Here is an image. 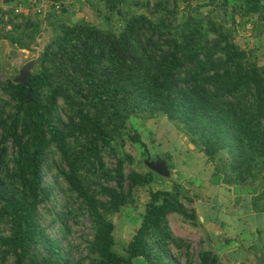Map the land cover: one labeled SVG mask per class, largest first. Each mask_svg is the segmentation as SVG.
Returning a JSON list of instances; mask_svg holds the SVG:
<instances>
[{
    "label": "trees",
    "instance_id": "1",
    "mask_svg": "<svg viewBox=\"0 0 264 264\" xmlns=\"http://www.w3.org/2000/svg\"><path fill=\"white\" fill-rule=\"evenodd\" d=\"M105 1L122 14L121 0ZM242 1V17L256 16L254 30L262 31L263 0ZM154 6L157 19L132 14L120 31L49 15L52 36L27 83L0 82V264H179L172 245L184 247V264H222L208 249L194 260L191 245L174 237L170 214L199 222L184 203L194 198L179 182L150 191L133 238L123 252L116 249L112 216L156 179L152 170L126 174L117 153L114 142L123 146L125 135L146 146L141 135L127 133L133 116L165 115L213 164L212 183L254 195V209L264 210V64L236 41L232 26L209 14L179 21L170 0ZM9 24L0 39L33 50L42 20L12 12ZM106 150L116 157L112 169ZM53 168L78 200V213L67 214L90 221L92 238L78 260L42 221Z\"/></svg>",
    "mask_w": 264,
    "mask_h": 264
},
{
    "label": "rangeland",
    "instance_id": "2",
    "mask_svg": "<svg viewBox=\"0 0 264 264\" xmlns=\"http://www.w3.org/2000/svg\"><path fill=\"white\" fill-rule=\"evenodd\" d=\"M157 1L121 0L118 8H120L122 14H119L117 12L118 9L111 11L105 0H61L57 1L61 5L57 9L53 1L43 0V8L39 12H34L38 19L42 20V31L37 38L36 44L33 46V50L20 49L9 40L0 39V82L6 81L8 78L15 80L20 73L21 67L26 63L33 62L30 73L37 68V59L52 36V26L49 21L47 22V16L51 15L52 19L56 17L68 23L84 20L104 29L109 28L113 31H120L125 25L126 17L132 14L145 13L149 14L153 19H157L158 14L154 13V5ZM146 3H150V6H146ZM242 4V0H226V2L225 0H216L213 3L210 0H170L172 7L174 5L177 6L179 21L184 20L190 14L197 16L209 14L224 25L232 26L235 29L234 37L237 42L242 47L245 45L248 48L252 45V39L243 29L244 35L249 39L241 34V25L244 24V19H246L241 15ZM76 16H79V18H76ZM252 17L256 18V16ZM262 47L260 53L264 56V45ZM262 61H264V58H262ZM3 97L5 96H3L0 89V103ZM127 133H138L141 135L142 141L146 146L130 140L128 135L124 136L125 143L123 146L120 139L114 142L118 155L123 156L125 159L124 169L126 174H129L132 170L139 172L150 170L146 165L148 156H150L152 161L160 160L166 162L170 172L167 176L156 173V179L151 185L137 189L133 203L124 206L120 212L112 216L116 225L114 231L117 241L116 249L119 252L124 251L126 245L133 238L140 226L146 203L150 199L151 190L161 188L172 189L174 183L179 182L184 185L185 190L195 200H198V198L210 200L212 183L211 175H209L210 172H206L205 168H203L205 165L209 166V162H206V155L203 152L201 154L196 152L202 157L200 158V156L192 154L193 152L187 150L190 139L165 115L157 114L150 118L133 116L128 122ZM183 139L186 143V146L184 145L186 148L179 145ZM104 156L107 167L111 169L116 167V157L112 152L106 150ZM53 159L59 160V154L55 153ZM57 173V168H53L49 170L46 177L54 192L52 200L47 201L42 206V221L45 225H48V232L53 237L62 240L65 250L69 253V257L78 260L86 253V239L92 238V229L87 217L82 215L76 217L75 215L67 214L70 210L78 213L79 204L75 194L68 189L63 178L59 176L55 177ZM206 176H208L209 180ZM200 179H205L210 183H205L203 187H199L197 185L205 182V180ZM95 180L103 181L98 176L95 177ZM112 184L114 185L115 183L112 182ZM262 190L263 188H260L258 193ZM239 201L238 194L236 193L235 204L239 203ZM221 202L218 201L216 206L220 207ZM184 203L187 207H193L194 204L188 203V201H184ZM58 213L64 218V221L59 220ZM215 213H217V210ZM169 221L174 237L181 238L183 243L191 245L190 251L193 253L194 260L199 259L201 250L208 249L214 251L221 244V240L215 236L214 232L210 234V230L200 222H198L197 226H193L190 221L177 213L169 215ZM239 227H242V224H239ZM259 237L260 239L255 235L248 237L243 243V248H238L235 253H230L231 255L223 254L221 261L225 258L224 261L228 264H233V258L239 261V264H251L248 261L241 262V260L246 258L243 250L249 247L253 255L258 254L259 251H263L264 247L261 244V240L264 241V233ZM210 238L213 239L211 245ZM172 247L174 254L178 256V263L184 264L186 260L185 254H181V252H185L184 247L177 248L173 245ZM257 262V259H255L256 264H258ZM227 263L222 262V264ZM135 264L147 263L142 258H136Z\"/></svg>",
    "mask_w": 264,
    "mask_h": 264
},
{
    "label": "crops",
    "instance_id": "3",
    "mask_svg": "<svg viewBox=\"0 0 264 264\" xmlns=\"http://www.w3.org/2000/svg\"><path fill=\"white\" fill-rule=\"evenodd\" d=\"M35 1L36 3H34ZM53 3H55L56 9L61 7L59 2L53 1ZM43 6H44L43 0H0L1 33H8L11 30V25L9 24V18L12 12L35 15L36 12H39L38 9L43 8ZM76 18H79V16H76ZM243 23L244 24L241 25L242 26L241 34L244 35L245 33V32L243 33L242 31L243 29L244 31L247 32V35H250L252 39V45H250L248 48L244 45V48L251 50L254 56H256L257 59L260 61V63L264 64V61H262V58H264V56H262V53H260V49H262L263 48L262 46L264 45V29H262V31L254 30V18L252 16L251 19L248 21L244 19ZM244 37L247 38V36L245 35ZM179 145L186 148L185 147L186 143L184 139L181 140ZM187 150L193 152L192 154L198 156L200 155L196 152H199L200 154L202 152L195 145L193 146L191 141L187 145ZM200 158L202 157L200 156ZM205 158H206V162L207 163L209 162V166L205 165L203 168H205L204 170L206 172H210L209 175H211L212 177L214 166L208 160L207 156H205ZM206 177L209 180L208 176ZM200 180H205V179H200ZM206 181L207 180H205L204 183L199 184L197 186L203 187L205 183H210L209 181L207 182ZM210 189H211L210 200H206L205 198L202 199L198 198V200L194 199L193 207L197 211L199 222L205 225L208 230H210V234H213L214 232L215 236H217V238L221 240V244L217 246L218 248L216 249L213 248L214 252L218 253L222 258L223 254L229 255L230 253L233 252L235 253V251L238 248L240 249L241 247L243 248L244 246L243 243L246 241L248 237L255 235L260 239L259 236H261L264 233V210L256 211L254 209L253 207L254 195L241 193V192L238 193L235 191L234 187L232 186L230 187L224 183H218V184L211 183ZM236 193L238 194V198L240 200L239 203L237 204H235ZM218 201H222L220 207L216 206V203H218ZM259 203L264 205V199H261ZM216 210L217 213H215ZM220 213H222V215H220ZM221 216H225V217L222 218ZM239 224H242V227H239ZM212 242L213 239L210 238V245L212 244ZM261 242H262L261 243L262 246L264 247V241L261 240ZM250 251L251 249L249 247L248 249L245 248L243 250V253L246 255V258L244 260H241V262L244 263L248 261L251 264H256L255 259H257L258 261L257 263L261 264L259 263V259L260 257H264V250L259 251L258 254L256 255H253ZM224 260L222 259V262L227 263ZM262 261H263L262 264H264V259ZM232 263L239 264V261L232 258Z\"/></svg>",
    "mask_w": 264,
    "mask_h": 264
},
{
    "label": "water",
    "instance_id": "4",
    "mask_svg": "<svg viewBox=\"0 0 264 264\" xmlns=\"http://www.w3.org/2000/svg\"><path fill=\"white\" fill-rule=\"evenodd\" d=\"M33 66V62H29L24 64L21 69L19 75L16 77L15 81L16 82H22V83H27V80L30 76V69ZM146 165L150 168V170L154 171L155 173H158L162 176H167L169 174V168L166 162L164 161H152L150 159V156L147 157L146 159ZM264 257H260L259 263H263Z\"/></svg>",
    "mask_w": 264,
    "mask_h": 264
},
{
    "label": "built area",
    "instance_id": "5",
    "mask_svg": "<svg viewBox=\"0 0 264 264\" xmlns=\"http://www.w3.org/2000/svg\"><path fill=\"white\" fill-rule=\"evenodd\" d=\"M34 3H36V1ZM38 11H40V9H38Z\"/></svg>",
    "mask_w": 264,
    "mask_h": 264
}]
</instances>
